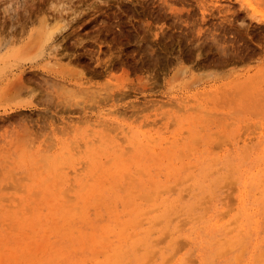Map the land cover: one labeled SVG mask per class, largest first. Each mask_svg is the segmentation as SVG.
<instances>
[{
  "label": "rangeland",
  "instance_id": "1",
  "mask_svg": "<svg viewBox=\"0 0 264 264\" xmlns=\"http://www.w3.org/2000/svg\"><path fill=\"white\" fill-rule=\"evenodd\" d=\"M0 264H264V0H0Z\"/></svg>",
  "mask_w": 264,
  "mask_h": 264
},
{
  "label": "bare ground",
  "instance_id": "2",
  "mask_svg": "<svg viewBox=\"0 0 264 264\" xmlns=\"http://www.w3.org/2000/svg\"><path fill=\"white\" fill-rule=\"evenodd\" d=\"M21 3V2H20ZM18 4V3H17ZM21 5H22V3H21ZM20 12V11H19ZM23 13V12H22ZM20 15H21V13H20ZM23 15V14H22ZM29 17V16H28ZM21 18V17H20ZM26 24V23H25ZM22 29V28H21ZM2 35V34H1ZM54 49V48H53ZM52 52V51H51ZM35 72V71H34ZM31 74V73H30ZM32 77V76H31ZM29 78V77H28ZM30 79H32V78H30ZM24 80V79H23ZM17 84V83H16ZM135 236V235H134ZM131 238V237H130ZM103 251V250H102ZM95 256V255H94ZM91 259V258H90Z\"/></svg>",
  "mask_w": 264,
  "mask_h": 264
}]
</instances>
